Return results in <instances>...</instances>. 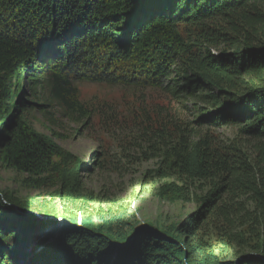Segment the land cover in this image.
Masks as SVG:
<instances>
[{
	"label": "trees",
	"instance_id": "trees-1",
	"mask_svg": "<svg viewBox=\"0 0 264 264\" xmlns=\"http://www.w3.org/2000/svg\"><path fill=\"white\" fill-rule=\"evenodd\" d=\"M191 26L197 37L184 35ZM195 40H218L226 49L194 52ZM179 55H186L181 66ZM85 79L200 102L205 110L197 108L192 123L233 125L240 135L264 141V0H0V161L36 185L41 175H56L55 200L63 208L58 212L52 201H22L0 191V264H19L12 250L52 227L53 239L38 242L26 264H264V142L251 154L238 145L219 154L195 142L165 166L183 183L161 186L165 199L187 198L188 184L209 182L197 218L188 224L105 228L92 221L86 203L79 204L78 182H70L72 169L82 163L54 161L53 146L23 117L40 107L26 96L45 89L65 117L89 118L76 86ZM218 207L223 216L252 213L260 228L254 254L239 260L195 258L202 248L192 242L193 229ZM97 214L114 221L109 212ZM51 216L55 220L47 219ZM13 233L17 241L7 244Z\"/></svg>",
	"mask_w": 264,
	"mask_h": 264
},
{
	"label": "rangeland",
	"instance_id": "rangeland-1",
	"mask_svg": "<svg viewBox=\"0 0 264 264\" xmlns=\"http://www.w3.org/2000/svg\"><path fill=\"white\" fill-rule=\"evenodd\" d=\"M185 31V36L197 37L193 35L198 31L195 26ZM195 42L194 52L217 53L226 49L218 40L212 44ZM185 57L179 55L176 63L181 66ZM52 61L49 63L54 64ZM76 86L79 100L91 110L89 118L73 121L65 117L48 99L45 89L37 96H26L40 107L32 108L23 117L28 127L53 146L54 161L82 163L78 171L72 169L70 182H78L79 204L86 203L92 221L105 223V228L109 225L119 228L118 223L188 224L193 215L197 218L200 199L208 191L209 182L188 184L187 198L165 199L159 195L161 186H183L176 172L165 166L177 158L184 146L195 142L219 154L231 145L251 154L257 144L264 142L240 135L237 126L201 127L192 123L199 111L205 110H202L205 105L176 99L160 89L86 79ZM37 180L41 185L33 184L32 177L7 168L0 161V191L22 201H52L54 208L63 212L55 200L56 175H41ZM219 208L201 217L193 229L192 242L202 248L194 254L197 259L227 260L250 254L259 240L260 228L253 222L252 213L241 211L223 216ZM98 209L109 212L114 221L97 216ZM86 212L78 216L84 217ZM47 219L55 220L52 216ZM52 233L53 227L46 235L41 231L27 238L12 250V256L19 264H26L32 252L37 251L38 242L51 241ZM17 236V233L9 234L5 242L13 244ZM212 254L217 257H211Z\"/></svg>",
	"mask_w": 264,
	"mask_h": 264
},
{
	"label": "water",
	"instance_id": "water-1",
	"mask_svg": "<svg viewBox=\"0 0 264 264\" xmlns=\"http://www.w3.org/2000/svg\"><path fill=\"white\" fill-rule=\"evenodd\" d=\"M2 199H3V202L6 201L4 198H2ZM13 207H14V210H15L16 212H19V209H18L17 206L13 205ZM250 254H254V253L250 252ZM250 254H244V255H241V256L238 257V260L241 259L243 256H248V255H250Z\"/></svg>",
	"mask_w": 264,
	"mask_h": 264
}]
</instances>
